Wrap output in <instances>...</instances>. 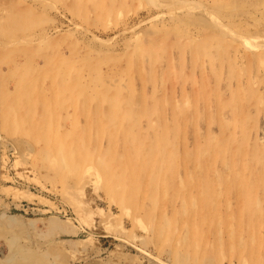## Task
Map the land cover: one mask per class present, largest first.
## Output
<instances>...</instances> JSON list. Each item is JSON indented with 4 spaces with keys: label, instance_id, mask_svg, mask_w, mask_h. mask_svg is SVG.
<instances>
[{
    "label": "rangeland",
    "instance_id": "374dc122",
    "mask_svg": "<svg viewBox=\"0 0 264 264\" xmlns=\"http://www.w3.org/2000/svg\"><path fill=\"white\" fill-rule=\"evenodd\" d=\"M262 163L264 0H0V264H264Z\"/></svg>",
    "mask_w": 264,
    "mask_h": 264
},
{
    "label": "bare ground",
    "instance_id": "6f19581e",
    "mask_svg": "<svg viewBox=\"0 0 264 264\" xmlns=\"http://www.w3.org/2000/svg\"><path fill=\"white\" fill-rule=\"evenodd\" d=\"M178 4V3H177ZM197 8V7H196ZM168 37H169V35H168ZM147 39V38H146ZM139 40V39H138ZM158 40V39H157ZM211 40V39H210ZM182 41V40H181ZM193 41V40H192ZM196 41V40H195ZM188 42V41H187ZM192 43V42H191ZM208 44V43H207ZM231 44V43H230ZM139 49V48H138ZM145 49V48H144ZM207 50V49H206ZM193 51V50H192ZM193 53V52H192ZM223 53V52H222ZM225 54H227V52L225 53ZM235 55V54H234ZM140 56V55H139ZM159 56V55H158ZM201 56V55H200ZM209 56V55H208ZM204 57V56H203ZM214 57V56H213ZM150 58V57H149ZM153 58V57H152ZM192 58V57H191ZM139 59V58H138ZM154 59V58H153ZM202 59V58H201ZM146 60V59H145ZM152 60V59H151ZM155 60V59H154ZM147 61V60H146ZM210 61V60H209ZM193 62H194V60H193ZM89 63V62H88ZM81 65V64H80ZM154 66H155V64H154ZM115 68V67H114ZM152 70H153V68H152ZM183 70V69H182ZM130 72V71H129ZM183 72V71H182ZM165 73V72H164ZM148 74V73H147ZM159 74V73H158ZM174 74V73H173ZM182 74V73H181ZM42 75V74H41ZM120 76V75H119ZM160 76V75H159ZM191 77V76H190ZM185 78V77H184ZM112 79V78H111ZM154 80V79H153ZM108 82V81H107ZM106 82V83H107ZM157 82V81H156ZM174 83V82H173ZM195 83H196V81H195ZM43 84V83H42ZM110 84V83H109ZM112 84V83H111ZM42 86V85H41ZM44 88V87H43ZM156 88V87H155ZM175 89V88H174ZM110 91V90H109ZM99 112V111H98ZM149 112V111H148ZM166 112V111H165ZM178 112V111H177ZM151 113V112H150ZM97 111L95 110V109H89V108H87V110H84V112H83V114H82V120H85L86 122H88V121H91V120H93L94 118H96L97 117ZM151 115V114H150ZM179 116V115H178ZM79 121V120H78ZM105 121V120H104ZM77 122V121H76ZM166 122V121H165ZM78 124H79V122H78ZM77 125V124H76ZM79 127H80V125H79ZM74 128V127H73ZM75 128H76V126H75ZM78 128V127H77ZM80 129V128H79ZM78 129V130H79ZM74 130V129H73ZM75 131H76V129H75ZM84 133V132H83ZM54 139V138H53ZM136 139V138H135ZM144 141H142V143H143ZM77 144V143H76ZM70 146V145H69ZM146 146V145H145ZM151 146V145H150ZM168 146V145H167ZM170 146V145H169ZM94 148V147H93ZM131 148V147H130ZM156 148V147H155ZM170 148V147H169ZM156 150V149H155ZM97 151V150H96ZM99 151H101V149L99 150ZM99 151H98V153H99ZM216 151V150H215ZM163 152V151H162ZM168 152V151H167ZM169 152H170V150H169ZM174 152V151H173ZM200 152V151H199ZM96 153V152H95ZM175 153V152H174ZM202 154H203V152H202ZM209 154V153H208ZM149 155V154H148ZM160 155H161V153H160ZM159 155V156H160ZM101 156H102V154H101ZM204 157V156H203ZM207 157V156H206ZM140 158V157H139ZM214 158V157H213ZM176 159V158H175ZM62 161V160H61ZM176 161V160H175ZM169 162V161H168ZM208 162V161H207ZM65 163V162H64ZM105 163V162H104ZM161 164V163H160ZM133 165V164H132ZM262 165H263V163H262ZM161 166H163V165H161ZM264 166V165H263ZM75 167H76V165H75ZM167 167H169V166H167ZM173 167V166H172ZM94 168V167H93ZM156 169V168H155ZM163 170H164V168H162ZM168 169V168H167ZM161 171V170H160ZM215 171V170H214ZM154 172V171H153ZM188 173V172H187ZM190 174V173H189ZM214 174V173H213ZM188 176V175H187ZM192 176V175H191ZM116 178V177H115ZM151 179V178H150ZM155 179V178H154ZM195 179V178H194ZM193 179V180H194ZM200 179V178H199ZM198 179V180H199ZM154 181H156V180H154ZM153 181V182H154ZM152 182V181H151ZM189 182V181H188ZM150 183V182H149ZM190 183H191V181H190ZM160 184H161V182H160ZM191 186V185H190ZM153 191V190H152ZM156 191V190H155ZM156 193V192H155ZM154 195V194H153ZM152 195V196H153ZM140 197V196H139ZM151 198V197H150ZM124 199V198H123ZM137 199V198H136ZM142 200V199H141ZM151 200V199H150ZM144 204H145V202H144ZM141 206V205H140ZM144 207V206H143ZM212 208V207H211ZM162 209V208H161ZM213 209V208H212ZM164 210V209H163ZM164 212V211H163ZM169 220V219H168ZM173 219H171V221H172ZM166 223V222H165ZM168 223H169V221H168ZM171 224V223H170ZM167 226V225H166ZM162 228V227H161ZM181 229V228H180ZM186 230V229H185ZM160 232V231H159ZM172 234V233H171ZM178 234V233H177ZM175 238V237H174ZM218 239V238H217ZM238 239V238H237ZM183 240V239H182ZM239 242V241H238ZM239 244V243H238ZM234 247V246H233ZM252 249V248H251ZM252 251V250H251ZM257 255V254H256Z\"/></svg>",
    "mask_w": 264,
    "mask_h": 264
},
{
    "label": "crops",
    "instance_id": "0c3cea01",
    "mask_svg": "<svg viewBox=\"0 0 264 264\" xmlns=\"http://www.w3.org/2000/svg\"><path fill=\"white\" fill-rule=\"evenodd\" d=\"M47 262H48V261H46V260L44 259V260L40 261L38 264H48L49 262H48V263H47Z\"/></svg>",
    "mask_w": 264,
    "mask_h": 264
}]
</instances>
